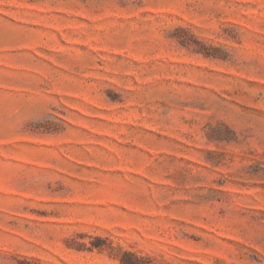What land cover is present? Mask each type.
I'll return each instance as SVG.
<instances>
[{
	"label": "rangeland",
	"instance_id": "1",
	"mask_svg": "<svg viewBox=\"0 0 264 264\" xmlns=\"http://www.w3.org/2000/svg\"><path fill=\"white\" fill-rule=\"evenodd\" d=\"M264 264V0H0V264Z\"/></svg>",
	"mask_w": 264,
	"mask_h": 264
},
{
	"label": "trees",
	"instance_id": "2",
	"mask_svg": "<svg viewBox=\"0 0 264 264\" xmlns=\"http://www.w3.org/2000/svg\"><path fill=\"white\" fill-rule=\"evenodd\" d=\"M128 264V263H127Z\"/></svg>",
	"mask_w": 264,
	"mask_h": 264
}]
</instances>
